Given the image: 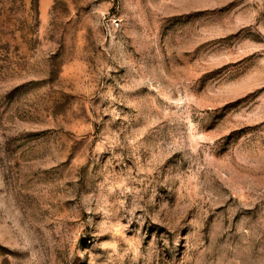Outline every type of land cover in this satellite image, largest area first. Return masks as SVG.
Segmentation results:
<instances>
[{"label":"rangeland","instance_id":"374dc122","mask_svg":"<svg viewBox=\"0 0 264 264\" xmlns=\"http://www.w3.org/2000/svg\"><path fill=\"white\" fill-rule=\"evenodd\" d=\"M0 264H264V0H0Z\"/></svg>","mask_w":264,"mask_h":264}]
</instances>
